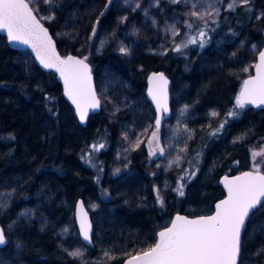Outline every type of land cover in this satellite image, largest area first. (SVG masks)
<instances>
[{
    "label": "trees",
    "instance_id": "trees-1",
    "mask_svg": "<svg viewBox=\"0 0 264 264\" xmlns=\"http://www.w3.org/2000/svg\"><path fill=\"white\" fill-rule=\"evenodd\" d=\"M52 3L51 12L41 9L44 21L35 14L60 55L87 57L101 109L82 128L53 73L39 69L29 52L12 51L0 36V226L8 242L0 249V264H123L153 246L175 214H211L223 197L220 179L250 170L253 153L264 147V109L245 106L239 113L235 107L245 78L239 71L249 63L251 74L262 49L264 0H249L247 10L223 14L202 51L191 48L162 60L142 52L143 36L151 34L139 23L141 39L136 37L128 59L112 45L96 51L97 37L118 27L116 10L104 1ZM219 30L226 37L216 43ZM152 71L170 80L172 114L166 122L172 123L179 106L187 111L191 138L179 167L168 168L161 157L152 160L145 143L135 145L154 120L144 96ZM107 100L111 110L102 107ZM229 111L238 115L229 117ZM221 123L224 127L210 135ZM98 141L105 147L97 156L99 182L82 159ZM77 199L91 217V249L75 228ZM247 220L238 264H263L264 205ZM77 249L82 256L69 255Z\"/></svg>",
    "mask_w": 264,
    "mask_h": 264
},
{
    "label": "snow or ice",
    "instance_id": "snow-or-ice-1",
    "mask_svg": "<svg viewBox=\"0 0 264 264\" xmlns=\"http://www.w3.org/2000/svg\"><path fill=\"white\" fill-rule=\"evenodd\" d=\"M31 2L32 0H0V30L7 33L9 41L30 46L44 68H54L60 74V78L64 82L65 95L75 105L80 121L84 122L88 116V109H95L100 104L92 87L90 68L86 63L87 57L78 59L69 55L61 58L56 53L47 29L33 14V8L30 7ZM181 2L189 3L191 0H171V3L174 4ZM247 2L248 0H241L243 4H247ZM45 3H50V0H45ZM235 6L236 0H232L227 5L230 10H234ZM196 8L197 4L192 3V9ZM213 13L219 15L220 10L209 4L208 8L204 10H192L186 15L204 20L206 16L211 17ZM47 19H52V17H47ZM185 24L190 29L196 27L194 21L186 20ZM166 30L172 31L174 36L179 35L175 25ZM95 34L96 28L93 27V35ZM198 35L199 45L202 48L206 43V40L203 39L206 36L203 28L198 30ZM196 43L197 39L190 37L187 42L175 44L173 50L180 52L189 44ZM120 52L127 54L128 49L121 47ZM255 67L257 74L244 80L240 93L236 97V108H243L246 104H264V51L259 53V63ZM149 83L150 85L154 83L161 85L158 88L150 87L148 93L157 108L156 129L149 139V155L151 157L156 155L157 150L161 155L164 154V149L159 147L160 113H166L168 106L167 80L164 75L153 73L149 77ZM181 114L183 115V112ZM212 115L215 116L217 113L213 112ZM227 115L234 117L238 113L229 111ZM223 127L224 123H221L219 128L210 135H215ZM153 142L156 144L155 148L152 147ZM103 147V144L93 145V150L99 151ZM185 150L181 149V151ZM259 154L264 153H253L254 156ZM223 182L228 190V196L217 203L215 214L200 216L196 219L177 215L173 219L171 227L158 233V240L154 246L149 247L141 254L131 256L125 264H237L241 248V232L245 227L246 218L249 217L250 210L255 209L258 204L264 205V199H262L264 198V175H261L257 170L243 173L231 180L225 177ZM176 190L179 195L184 194L182 184L178 183ZM157 199L163 203L159 195ZM77 216L80 221L81 235L84 240H90L91 226L87 223V215L83 213L82 206L78 205ZM4 243L5 236L0 231V244ZM69 255L79 257L83 253L77 249L69 252Z\"/></svg>",
    "mask_w": 264,
    "mask_h": 264
},
{
    "label": "rangeland",
    "instance_id": "rangeland-1",
    "mask_svg": "<svg viewBox=\"0 0 264 264\" xmlns=\"http://www.w3.org/2000/svg\"><path fill=\"white\" fill-rule=\"evenodd\" d=\"M107 5H111L113 9L116 11V20L118 23V27L115 30H112L110 34H100L96 41H94L96 51L104 50L109 46H113L116 53H120V48L125 47L128 49L127 54H122L125 58L131 56L130 52L135 48L136 37L139 32L136 31L138 23L144 27V34H151V36L144 35L143 39L145 43L142 46V52L149 57H154L162 60L169 53H179L184 54L189 49H196L197 51H202L206 47H208L210 43V35H213L214 32H217V24L219 19L223 14H230L236 11L242 10L245 11L249 8V0L247 4L241 3V0H236V6L234 10L228 9L227 5L232 2V0H191L189 3L181 2L179 4L171 3V0H102ZM53 0H50V3H45V0H32L30 7L33 8V12L37 14L38 18L41 21H44L45 18L41 12L42 8H45V11H52V3ZM192 3L197 4L196 9H192ZM212 4L214 7L220 10L219 15H213L211 17L206 16L204 20H199L190 15H186L192 10H204L208 8V5ZM139 5V6H138ZM211 10V9H209ZM262 12L259 10H255L254 14L256 17H261ZM126 18V19H125ZM194 21V28H188L185 24V21ZM155 21V23H153ZM207 24V27H205ZM175 25L176 30L179 35L174 36L172 31L166 30L169 29L170 26ZM215 27V28H214ZM203 28L206 32V36L203 38L206 40L204 47H200L199 45V35L198 30ZM143 35V34H142ZM190 37H195L197 39L196 44H189L187 48H182L180 52H176L173 50L175 44H180L181 42H187ZM226 34L224 30H219V32L214 37V41L218 43L219 41L225 39ZM138 38L141 39L140 35ZM103 42V43H102ZM256 45L254 44L250 49L254 54ZM249 63H245L243 68L239 71L241 75L248 77L250 76ZM244 78V79H245ZM242 82V80H241ZM102 100H105L102 98ZM108 101V100H107ZM102 107L106 108V110H111L113 106H110V101L106 104V106L102 104ZM243 108H236V110L240 113ZM183 112V115L181 114ZM186 109L179 106L177 111L174 114L172 119V123H165L161 129L159 130V147L164 149V154L161 155L157 150L156 155L151 156V159H157L159 157L160 160L166 159V166L170 167H179L182 162V152L181 149H184L185 140L189 139L190 132H188L186 126ZM143 122L139 123V127H142ZM187 129V130H186ZM217 129V128H213ZM154 128V122L151 127H145L139 133V136L135 139V145L138 146L140 144L145 143L148 151L149 148V139L152 136ZM101 141L90 144V148L87 149L84 156L82 157L84 166L95 172V181L99 182V179L102 175V170L100 167V163L98 162V153L99 151L93 150V145H100ZM152 147L155 148L156 144L153 142ZM254 153H264V147L260 149L258 152ZM179 158V159H178ZM253 165L250 168L251 171H259L261 165H264V154L253 155L252 157ZM260 164V165H258Z\"/></svg>",
    "mask_w": 264,
    "mask_h": 264
},
{
    "label": "water",
    "instance_id": "water-1",
    "mask_svg": "<svg viewBox=\"0 0 264 264\" xmlns=\"http://www.w3.org/2000/svg\"><path fill=\"white\" fill-rule=\"evenodd\" d=\"M33 14L36 16V14H35L34 12H33ZM36 17H37V16H36ZM37 19H38V18H37ZM38 20H39V19H38ZM40 23H41V22H40ZM41 24L43 25L44 28H46V27L44 26L43 23H41ZM46 29H47L48 35L51 37L52 42H53V44H54V46H55L56 53H57L59 56H61V58H64V57L69 56V55L62 56V55L59 54L58 49H57V46L55 45V41H54V39H53L52 36L49 34L48 28H46ZM0 36H1V37H4V38L6 39L7 47L10 48L12 51L15 50V51H18V52H25V51L29 52L31 58H33V60H34V62H35V64H36V66H37L39 69H41V70H42L43 72H45V73H49V72L53 73V75L55 76V80H57V83L59 84V86H60V88H61L63 99H64L65 102L68 103V104L70 105V107L72 108L73 113H74L75 116H76L77 122H78V124H79L82 128H86V123H87V121H88L89 118L94 117V116H97V114H99L100 109H101V104H99V107H97V108H95V109L89 108V109H88V116L86 117V119H85L84 122H81L80 119H79V116H78V114H77V111H76V107H75V105H74V104L72 103V101L68 98V96L65 95L64 82H63V80L60 78V74H59L54 68H44V67L41 65V63L39 62V60L37 59V57H36V53L33 51V49H32L30 46L25 45V44H21V43H19V42H12V41H9L8 36H7V33H6L4 30H0ZM262 37H263V45H262V47H261L262 49L260 50V52H261V51H264V34H263ZM260 52H259V53H260ZM259 53L256 55V58H255L256 61H255V64H254V66H253V68H252V74H251L250 76L246 77L244 80L249 79L250 77H254V76H256L257 73H256V67H255V65L259 63ZM71 55H72V56H75V55H73V54H71ZM75 57H77L78 59H81V58L78 57V56H75ZM86 63H88V62L86 61ZM88 65H89V64H88ZM89 68H90V74H91V78H92V87H93V89L95 90V87H94V78H93V76H92V69H91L90 65H89ZM153 73H162V74L164 75L165 79L167 80L166 92H167V106H168V111H167L166 113H163V112L160 113V115H161V127L166 123V120L169 119V118L171 117V114H172V109H170V104H171L170 88H171V87H170V80H169V78L167 77V75L164 74V72H161V71H152L151 73H149V74L147 75V78H146V86H145L146 90H145V95H144V96H145V99L147 100L148 104L150 105L151 110H153V113H154V120H153V122H154V128L156 129V123H155V122H156V117H157V108H156V104H155V102L153 101L152 97H151L148 93H149V88H150V87L158 88V87H161V85L156 84V83L150 85V83H149V77L152 76ZM243 82H244V81H243ZM243 82H242L241 87L243 86ZM241 87H240V90H241ZM240 90H239L238 94L240 93ZM95 92H96V90H95ZM96 96H97V92H96ZM97 99H98V96H97ZM245 106L248 107V108H250V109H253V110H263V109H264V104H246ZM245 106H244V107H245ZM161 127H160V129H161ZM160 129H159V130H160ZM246 172H254V171L248 170V171H244V172L236 173L235 175H225L224 177H222V178L220 179V181H219V187H221V189H222L223 197H222L220 200H218V201L214 204V206H213V210H212L213 212H212L211 214H209V215H213V214H215L217 203H219L220 201L226 199L227 196H228V190H227V188L225 187L224 182H223L224 179H225V177H227L229 180H231L232 178L237 177V176H241L243 173H246ZM259 173H260L261 175H264V174H262L261 172H259ZM262 199H264V198H262ZM78 205H79V206H82V211H83V213H86V215H87V223L91 226L90 231H89V237H90V240H84L83 236H82L81 233H80V221H79L78 216H77V213H78ZM260 206H261V205L258 204L256 208H259ZM256 208H255V209H256ZM255 209L250 210V214H251ZM177 215L187 217V216L184 215V214H175V215L172 217V219L170 220V223H169L170 225H169L168 227H171V225H172V221H173V219H174ZM209 215H204V216H209ZM73 217H74V220H75V228L77 229L78 237H79V239L81 240L82 245H83L85 248H87V249H91V248L93 247V241H92L93 227H92L91 217L89 216V213H88V211H87V208H86V206L83 204V202H82L81 199H77V201H76V203H75ZM198 217H200V216H193L192 218H191V217H187V218H188V219H196V218H198ZM249 217H250V215H249ZM249 217H248V218H249ZM248 218H246V223H247V221H248V220H247ZM246 223H245V225H246ZM166 228H167V227H166ZM244 228H245V227H244ZM164 229H165V228H164ZM164 229L160 230L159 232L163 231ZM243 230H244V229H243ZM243 230H242V232H241V240H242V235H243V233H244ZM0 231H2L1 226H0ZM2 232L4 233V231H2ZM159 232H158V233H159ZM158 233L156 234V236H157V238H156V242H157V240H158ZM4 236H5V235H4ZM7 243H8V242H6V238H5V243H4V244H0V249L5 248V247L7 246ZM154 245H155V244H154ZM154 245H153V246H154ZM140 254H141V253H140ZM239 254H240V253H239ZM130 258H131V257H130ZM130 258H127L126 261H127L128 259H130ZM239 258H240V255L238 256L237 264H238V262H239ZM126 261H125V262H126ZM125 262H124L123 264H125ZM263 264H264V263H263Z\"/></svg>",
    "mask_w": 264,
    "mask_h": 264
}]
</instances>
